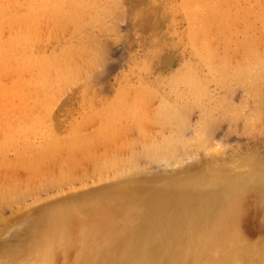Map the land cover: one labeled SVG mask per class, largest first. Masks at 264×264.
<instances>
[{
  "label": "rangeland",
  "instance_id": "1",
  "mask_svg": "<svg viewBox=\"0 0 264 264\" xmlns=\"http://www.w3.org/2000/svg\"><path fill=\"white\" fill-rule=\"evenodd\" d=\"M63 1L0 0V234L8 238H0L1 264H39L36 261L40 259H33V245L40 238L42 218L64 206L89 210L93 203L108 197L106 190L122 183L128 189L139 185L185 193L197 188H230L246 175L264 177V80L258 83L253 77L245 79L244 72L233 67V62L244 61L253 45H264V0H66L68 5ZM56 2L60 11L64 8L58 17L67 15V21H63L67 16L59 22V18H48ZM64 56L71 59L67 64L79 68L75 70L79 75L71 73L73 78L70 74L60 81L52 99L40 96L38 85L47 90L49 83L40 75V66L47 74L50 62L63 69ZM218 69L225 71L222 74ZM228 71L232 74H225ZM54 73L50 70V75ZM200 93L204 94L202 101L197 99ZM199 101L203 106L200 110ZM40 102L44 108L38 111ZM164 102L175 107L180 104L177 108L187 105L186 110L177 111L187 121L184 125L183 120L176 119L181 123V132L178 125L177 130L171 127L176 123H172L173 118L159 114L169 107L176 112L177 108ZM110 111L118 122L122 121L112 128L123 131H118L123 137L114 136L116 131L112 129L109 139L114 136L115 142L108 139L110 144H104L106 140L102 144L104 138L98 142L96 134L100 119ZM137 113L143 117H137ZM203 114L210 118L204 119ZM135 116L139 120L133 123ZM147 116L161 117L152 121ZM123 118L132 123L126 127ZM202 119L206 127L199 124ZM200 127L206 129L202 131ZM192 128L200 129L199 133L206 137L200 136V141L206 140L203 146V142L196 144L200 148L192 143L193 137L198 139L200 135ZM49 130L54 131V136L50 134L56 141L66 146H52L39 154L44 133ZM170 131L173 134L169 139H178L181 133L184 140L194 134L191 142L183 141L186 145L179 139H172L176 144H170ZM123 133L126 139L134 136L131 143ZM150 133L156 134L153 139L155 143L159 140L157 144H151L154 140L150 141ZM163 134H167L166 140ZM83 136L92 138V148L90 141L78 145ZM145 141H150L151 146H147L148 142L145 147ZM117 142H123L124 147L116 146ZM188 142L191 147H187ZM158 145H164L166 151L173 146L177 150L169 149L171 153L167 152V157L164 154L165 159H156L147 150ZM83 146L88 148L87 153L81 151ZM107 148L110 154L114 150V154L121 155L116 156L117 161L128 158V166L135 170L116 180L113 175L117 167L104 170L106 175L102 172L101 177L94 175L97 171L93 161L96 168L98 163L101 165V156L109 153ZM31 156H38L36 162H30ZM244 193L248 215L240 221L239 235L249 253L233 264H264V209L251 190ZM121 195L114 192L109 196L115 200ZM69 233V239L75 240L77 227ZM48 243L42 242L43 248L51 246ZM49 252L50 264H81L75 261L79 253L76 245L53 243Z\"/></svg>",
  "mask_w": 264,
  "mask_h": 264
},
{
  "label": "bare ground",
  "instance_id": "2",
  "mask_svg": "<svg viewBox=\"0 0 264 264\" xmlns=\"http://www.w3.org/2000/svg\"><path fill=\"white\" fill-rule=\"evenodd\" d=\"M67 1L64 0L63 3L66 2V4L68 5ZM73 1H75V3H76V0H73ZM77 1L79 3L80 0H77ZM58 3H59V1H58ZM58 3L57 2L54 3L52 8L48 11V13H47L48 18H50V17L55 18L56 17L58 19L59 18L58 16L62 15V13H60V12L63 11L62 9H64V8H62V9L60 8L61 9V11H60L58 6H55L56 4L58 5ZM61 5H63V4H61ZM61 5H60V7H63ZM71 5L72 4H70V6ZM70 8H71L70 10H73V12H74L75 9H72V6ZM74 8H76V7H74ZM68 14H69V12H68ZM72 15L74 16V14H72ZM65 16H67V15H65ZM64 17H62L61 19H63ZM65 18L66 19H63V21H65V20L67 21L68 16ZM61 19L59 18L58 22ZM69 19H73V17H71ZM203 27H206V25ZM201 28H202V26L200 25L197 30L200 31ZM198 34L199 33L197 32V35ZM201 35H199V36H201ZM201 56L204 59L206 58V57H203V55H201ZM244 56H245L244 61H241L243 64H241V62L238 64H236V62H235V64H234V62H233L234 69L236 71H239V73L244 72L242 75L245 76V79L246 78L250 79L249 77H251V78L253 77V79L258 83L263 81L264 80V45H262V47L260 46V48H257L255 45H253L252 48L247 50V54ZM66 58L67 57L64 56V58L61 62L62 65H64L63 69H61V67L58 64H56L54 62H50L49 66H48V74H47V70L44 68V66H40L41 67L40 75L42 74V76L44 78L49 79V83L47 85V87H48L47 90L43 86L38 85V87L40 88L38 90V93L40 92L39 93L40 96H44V97H47L48 99L49 98L52 99L55 96L56 91L59 90L58 83L60 81L66 79L68 77V75L70 77L71 73H73L74 77H75V74L79 75L80 72L75 71V70H79V68L77 67V69H75V67L69 65L70 63L67 64L68 61L71 62V59L69 60V58L68 59H66ZM224 61L226 62V59ZM206 63L208 64V62H206ZM218 63H221V62H218ZM226 63L228 64V62H226ZM4 64H2V66ZM221 64H223V63H221ZM211 65H212V63L210 64V66ZM228 66H230V61H229ZM228 66H225V67H228ZM231 66H232V64H231ZM217 68H218V65H217ZM21 69H23V68H21ZM35 69H39V68L35 67ZM50 70H54L55 73L53 75H50ZM235 70H234V73H235ZM224 71H225V69H224ZM224 71L222 72L219 70V72L220 73L222 72V74L224 73ZM77 72H79V73H77ZM226 72H227V70H226ZM230 73L231 72L228 71V73H225V74L229 75ZM65 74L67 75L66 77H65ZM73 75L71 74V78H73ZM237 75H238V73H237ZM233 76H234V74H233ZM233 76H232V78H233ZM237 80H239V79H237ZM247 83H248V80H247ZM57 93H58V91H57ZM203 93H205V92H203ZM198 95H201L199 98H197L198 96L196 97L199 100H200V98L204 97L203 96L204 94H202V93H200ZM200 101H202V99ZM200 101L198 102L199 104L198 103H195V104H198L199 106H201ZM165 103L166 102H164V104ZM166 104H168V103H166ZM169 104H168V106H171V108H173V107L177 108L180 105L179 104L177 107H175L176 106L175 104L174 105H172V103L170 105ZM185 105L186 104L184 103V106H180V108L186 107L185 109L177 108L176 112L173 111L174 109L172 110L173 112L170 111L169 110L170 107H169L167 109V112H169V116H168L167 112L163 111V113H162L161 110H159V112H161L159 114L164 115L166 113V116L164 115V117H167V119L169 118V120H170V117L173 118V120H172V123H173L174 121H176V119L178 120L180 118V116L177 114V111H179V110L184 111L187 109V105L186 106ZM43 108H44L43 103L40 102L37 105V110L41 111V110H43ZM201 108H203V106H201L199 108V110ZM130 111L131 110H129L128 112H130ZM183 111L181 113H183ZM136 112H134V113H136ZM139 113H137L138 114V115H136L137 117L140 116ZM173 113H175V114H173ZM178 113H180V112H178ZM170 114H171V116H170ZM141 115H143V114H141ZM173 115H175V116L177 115V117L176 118L172 117ZM203 115L206 116L205 114H203ZM125 116L127 117V115H125ZM125 116H124V118H125ZM136 116H135V119L134 118L132 119L133 123L136 119H138ZM208 116L209 115L204 117V119H209L210 116H209V118H207ZM121 117H123V116H121ZM147 117H148V119H151L150 116H147ZM154 117H152V119H151L152 121H153ZM160 117L158 116L155 118H160ZM183 117H186V115ZM129 118H131V116ZM180 119L183 120L182 117ZM204 119H202V122L200 121L201 123H199L202 127L205 126L202 124L203 121H206ZM118 120H119V122L117 121V118L114 115H112V112H111V114L109 113V115L102 117L100 119L101 125L99 128V131L96 134V138H97L96 141L99 142V139L101 140L100 137L104 138L101 141L102 144H103L104 140L107 141L110 138V134L111 133L113 134V131L115 130L112 127L116 126V124L120 123L121 120L120 119H118ZM128 120L124 119V122H123V124H125L126 127H128L127 124L132 123L131 119H130L131 122H129ZM143 120H144V118H143ZM157 120L158 119H156V121ZM116 121H117V123H116ZM126 121H128L129 123H125ZM135 122H137V120ZM184 122H185L184 123V125H185L187 121H184ZM174 124L176 127L174 125L171 127H174L177 130L178 126L181 123L176 121V123L174 122ZM120 127L122 128V125H120ZM197 127H199V125ZM202 127H200V129L202 131L204 129H206V128L202 129ZM181 128L182 127H180V129H178L180 132L182 130ZM112 129H113V131H112ZM170 129L171 128H169V130ZM193 129L194 128H192V130ZM197 129H194V130H196V131L200 130V129H198V130ZM194 130L192 132L196 133ZM118 131L120 133L123 132V131L121 132L120 130L117 129L116 135H114V136H118L117 134L121 135ZM125 131H128V130L126 129ZM171 131L174 132V129H172ZM171 131L169 132L170 136H167V134L162 135L163 140L165 139L166 136L168 137L167 141H169L170 144H171V142L176 144V142H178V139L182 142L183 141L186 142V140L188 139V138L187 139L184 138V140H181V138L184 136L182 135V137H180L181 133L178 135L179 131H177L176 134L178 135V139L176 136H173L172 139H174V140L176 139L175 140L176 142H174V140L169 139V137L171 138V136L173 134V133H171ZM200 131H198L197 133H199ZM53 132L54 131L49 130L48 132L44 133L45 139L43 140V142L40 143L41 146L38 148L39 150L37 149L38 152H40L39 154H44L48 150V148L52 147V146L54 148H57V149L60 146H66L65 143H60V142L55 140V138L53 137L54 136ZM147 132L149 133L148 130H147ZM205 132H206V130H205ZM126 133H123V134H125L124 138L126 136ZM148 133L145 132V134H147V136L149 135ZM169 133H168V135H169ZM194 133H191V134L193 135ZM72 134L74 136L73 138L75 139V133H73V131H72ZM72 134H71V136H72ZM114 134H115V132H114ZM191 134H190L191 138L189 137V139H188L189 141H190V139H192ZM142 135L143 134H141V136ZM150 135H152V137L150 136L149 139H151L150 141H153L154 140L153 136H155L156 134L150 133ZM112 136L113 135H111V137ZM114 136L111 138L113 140L109 139L110 143L115 142ZM162 136L160 138H162ZM197 136H198V139H197V137L196 138L193 137L192 143L195 142L194 143L195 145L196 144L199 145L198 143L203 142L202 146L205 145L206 140H204V139H206V137L204 138V134L203 135L200 134ZM200 136H201V138H204V139H202L204 141L199 140ZM119 137H123V136L121 135ZM132 137L134 139V136H132ZM145 137L146 136H144V138ZM89 138L87 136L86 137L83 136L78 145H85V144L89 143V141H90L89 145L91 146L92 145V143H91L92 138H90V140H89ZM128 138L127 139L125 138V139L128 141ZM135 138H138V137H135ZM129 139H131V137ZM133 139H131V141L129 140L128 142L131 143ZM147 139H145V140H147ZM139 140H140V138H139ZM127 141L124 140V143H125L124 146H126ZM134 141H136V140H134ZM150 141H148L149 143L147 141H145L146 144H144L142 142L141 143L146 147L147 143H148L147 146L150 145V143H151ZM158 141H156V143H155V140H154L151 144H153V143L157 144ZM108 142L109 141H107L106 143L104 142V144H110ZM117 143H116V146L118 145L119 148L124 147L121 145V144H123V142L120 144L121 146L119 145L120 142H117ZM162 143L163 142H161L160 144H162ZM184 144L186 145V143H184ZM187 144H188L187 147H189V146L191 147V144L189 142ZM89 145H86V146H89ZM172 145H174V144H172ZM179 145H181V144H179ZM185 145H183V146H185ZM195 145H193V146H195ZM92 146L90 148H92ZM142 146H140V149ZM174 146H176V145H174ZM200 146H197V148L198 147L200 148ZM164 147H165L164 145H158V148L155 147L156 149L147 150V152L150 153L152 156H154L156 159H157L156 156H160L162 159L163 158L165 159L167 157L166 153L167 152L171 153L170 150L173 147L171 149L169 147V149H170V150L168 149L169 151L168 150L166 151V149L164 150L163 149ZM114 148L111 147V149H114ZM203 148L206 149L205 147H203ZM83 149H81V151L82 152L84 151V153L85 152L87 153L88 148L87 147L85 148V146H83ZM93 149H95V148L93 147ZM135 149L137 150V148H135ZM135 149L134 150L131 149V151H133V153H134L136 151ZM174 150H177V149H174ZM174 150L172 149V152H174ZM117 151H121V149L117 148ZM97 153H99V152L97 151ZM97 153L95 154L96 156H98ZM35 154L37 155V153H35ZM134 154L136 155L137 152H135ZM164 154L166 155V157ZM100 155H99V157H100ZM103 155H105V154H103ZM108 155L111 156V157L109 156L110 157L109 160L106 159V157ZM131 155H133V154H131ZM131 155H127V157H129V156L131 157ZM163 155H164V157H162ZM116 156L120 157L121 155L116 154V153L114 154V150L110 154V150H109V153L107 155L101 156L103 159L101 158L102 159L101 165H99V163H98L97 168L95 167V163L93 161L94 166H92V167H94V170L97 171L96 174H94V175H99L101 177L102 172H104V174L106 175L107 169L109 170L110 168H116L117 167L116 174L114 172V175H113L114 179L116 180L117 178H120L121 176H123L127 173H132L135 170L134 166H132V167L128 166V164H131L128 161L129 160L128 158L125 159V157H124L125 160L117 161V160H119V158H116ZM170 156H172V155H170ZM91 158H93V157H91ZM35 159L37 160L38 156L37 157L33 156L30 159V162H34ZM158 159H159V157H158ZM36 160H35V162H36ZM66 163H65V165H66ZM113 164H114V166H113ZM89 166H90V163H89ZM63 167L66 168L65 166H63ZM128 167L130 168V170L127 169ZM33 168L34 167H31V169H33ZM64 170H65L64 173L66 174L67 168ZM82 170H84V169H82ZM84 172H85V170H84ZM93 172L95 173V171H93ZM90 173H92V172H90ZM89 174H88V176H89ZM82 175L83 174L81 172V176ZM59 176H61V175H59ZM99 176H97V177H99ZM61 177L59 179H61ZM65 177H67V176L65 175ZM103 177H105L104 178V180H105L106 176H103ZM113 177H111V179ZM57 178L58 177H56V179H54V180L57 181ZM107 178L110 179L109 177H107ZM64 179H66V178H64ZM100 179H102V178H100ZM104 180H101V181H104ZM55 181H54V184L56 183ZM1 182H3V180ZM58 183H60V182H57V184ZM202 189L200 190V188H197V189H191L185 193L184 192L173 193V192H170V190L168 188H166V190H165V188H162V189L153 188V189H151V188H146L144 186H139V185L136 186L134 189H128L126 184L122 183V184H119L117 186H113V187L109 188L108 190H106L104 193L107 194L108 197L104 198L100 202L97 201V202L93 203L94 206L89 210H85L84 208L76 207L73 205L58 208V209L54 210V212L49 213L45 218H42L39 222L40 226L43 225V228H42L41 233H40V238L33 245L34 250L36 251V254L33 255V259H35V258L40 259V260L36 261L39 264H50V259H49V253L50 252H49V250H50V247L54 243L55 245L60 244L63 246H68L71 244H73L74 246L76 245V247L79 250V253H78V255L75 256V261L80 260L81 264H233L239 260H242V258L245 257L246 255H248V253H249L248 247L243 243V240L241 239V236L239 235L240 221L242 220V218L244 216H245L244 218H246V216L248 215V212L246 211V208L244 206V201H243L244 195L243 194H246L244 192L251 190L252 194L258 198L261 207L264 209V177H262L260 175H251V176L246 175V176L242 177L241 182L238 185L230 187V188H223V189L215 190V191H206V190H202ZM12 192H13V189H12ZM114 192H122V195L119 198L114 200V199L110 198V196H109L111 193H114ZM2 193L3 192L0 190V195ZM74 227H77V237L74 238L75 240H72V239L70 240L69 239V234H70L69 230L74 229ZM0 235H1V237H0L1 240L5 238L4 234H0ZM5 239H8V238H5ZM44 241L49 242L48 244H50L51 246H49L48 248L47 247L43 248L42 242H44ZM21 264H27V263L24 261Z\"/></svg>",
  "mask_w": 264,
  "mask_h": 264
}]
</instances>
